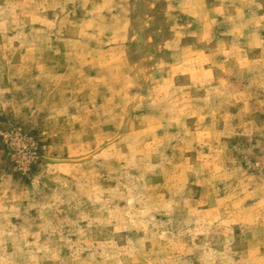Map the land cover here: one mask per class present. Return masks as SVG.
<instances>
[{
    "label": "rangeland",
    "instance_id": "rangeland-1",
    "mask_svg": "<svg viewBox=\"0 0 264 264\" xmlns=\"http://www.w3.org/2000/svg\"><path fill=\"white\" fill-rule=\"evenodd\" d=\"M0 264H264V0H0Z\"/></svg>",
    "mask_w": 264,
    "mask_h": 264
}]
</instances>
